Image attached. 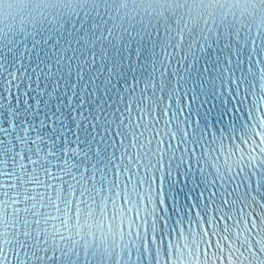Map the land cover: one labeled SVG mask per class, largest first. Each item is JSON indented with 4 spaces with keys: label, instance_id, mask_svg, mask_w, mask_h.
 <instances>
[{
    "label": "snow or ice",
    "instance_id": "snow-or-ice-1",
    "mask_svg": "<svg viewBox=\"0 0 264 264\" xmlns=\"http://www.w3.org/2000/svg\"><path fill=\"white\" fill-rule=\"evenodd\" d=\"M0 264H264V0H0Z\"/></svg>",
    "mask_w": 264,
    "mask_h": 264
}]
</instances>
